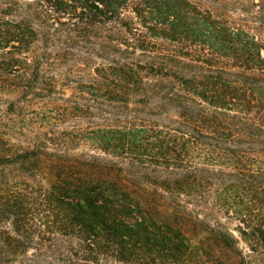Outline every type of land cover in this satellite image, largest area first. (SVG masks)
Wrapping results in <instances>:
<instances>
[{
	"label": "trees",
	"instance_id": "1",
	"mask_svg": "<svg viewBox=\"0 0 264 264\" xmlns=\"http://www.w3.org/2000/svg\"><path fill=\"white\" fill-rule=\"evenodd\" d=\"M0 264H264V0H0Z\"/></svg>",
	"mask_w": 264,
	"mask_h": 264
}]
</instances>
